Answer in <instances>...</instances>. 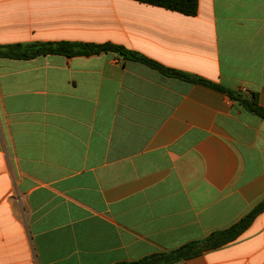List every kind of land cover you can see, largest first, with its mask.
Segmentation results:
<instances>
[{"label":"crops","instance_id":"0c3cea01","mask_svg":"<svg viewBox=\"0 0 264 264\" xmlns=\"http://www.w3.org/2000/svg\"><path fill=\"white\" fill-rule=\"evenodd\" d=\"M124 46L264 109V0H0V46ZM264 200V119L114 53L0 58V264H116L226 230ZM177 264H264V212Z\"/></svg>","mask_w":264,"mask_h":264},{"label":"trees","instance_id":"16d2710c","mask_svg":"<svg viewBox=\"0 0 264 264\" xmlns=\"http://www.w3.org/2000/svg\"><path fill=\"white\" fill-rule=\"evenodd\" d=\"M141 3L162 7L171 11L179 12L187 16L198 14L199 0H135ZM114 53L125 60L135 61L149 66L159 73L180 79L193 84H202L227 94L237 101L250 113L264 119V109L259 105L256 95L251 98L230 91L220 85L206 79L193 76L178 70L167 68L158 62L151 60L137 52L128 50L124 46L104 43L95 44L87 42L56 41V42H33L27 44H10L0 46V58L11 60H30L47 55H60L66 57L92 56ZM264 212V200L243 217L232 227L212 233L207 239L192 242L171 252L156 253L146 256L137 261H123L116 264H177L200 255L202 252L221 247L246 231L255 219Z\"/></svg>","mask_w":264,"mask_h":264}]
</instances>
